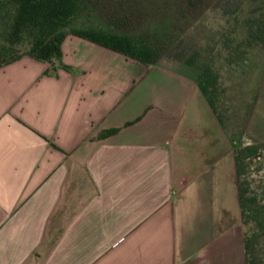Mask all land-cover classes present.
Listing matches in <instances>:
<instances>
[{
    "label": "crops",
    "instance_id": "crops-1",
    "mask_svg": "<svg viewBox=\"0 0 264 264\" xmlns=\"http://www.w3.org/2000/svg\"><path fill=\"white\" fill-rule=\"evenodd\" d=\"M62 48L0 68V264H247L236 153L190 67Z\"/></svg>",
    "mask_w": 264,
    "mask_h": 264
},
{
    "label": "rangeland",
    "instance_id": "rangeland-1",
    "mask_svg": "<svg viewBox=\"0 0 264 264\" xmlns=\"http://www.w3.org/2000/svg\"><path fill=\"white\" fill-rule=\"evenodd\" d=\"M97 11H86L85 18L115 31L144 34L152 41L166 44V48L178 45L198 49L197 64L187 65L194 77L201 78L206 66L217 73L218 82L207 98L215 100L232 156L240 155L247 145L258 146L253 156L241 157L238 178L244 198H255V206L262 209L263 228L252 222L243 224L242 228L244 242L251 239L247 249L250 257L256 264H264V43L249 48L244 44L248 29L246 20L251 16L264 18V0L100 1ZM115 15H120L126 25L115 26ZM231 28L237 31L235 43L240 42L246 48L244 55L234 62L228 60L231 47L225 45ZM170 48L162 58H169ZM201 112L204 114L203 109ZM201 117L198 125L204 131L207 130L206 117ZM215 138V152L219 154L225 142L218 143L219 134ZM233 158L232 168L235 166Z\"/></svg>",
    "mask_w": 264,
    "mask_h": 264
},
{
    "label": "trees",
    "instance_id": "trees-1",
    "mask_svg": "<svg viewBox=\"0 0 264 264\" xmlns=\"http://www.w3.org/2000/svg\"><path fill=\"white\" fill-rule=\"evenodd\" d=\"M100 1L118 0H0V68L24 55L43 61H62V45L69 34L84 37L147 64H154L162 59L170 46L166 48V44L152 41L150 37L141 33L119 32L88 21L85 18L86 11L97 13ZM124 18L126 19V16ZM76 22H80L81 25L78 26ZM113 23L115 26L126 25L120 15H115ZM246 26L248 29L244 44L247 48L264 43V18L248 17ZM236 34L237 31L231 28L225 39V45L231 47L227 55L230 62L236 61L246 52L244 44L235 43ZM154 36L157 37V34ZM167 56L192 66L197 64L200 51L177 45L170 48ZM64 67L69 68L67 65ZM217 82L218 75L211 66H206L201 78L198 77L199 87L206 96L210 95ZM208 100L217 114L215 100L210 96ZM218 118L222 122L219 116ZM118 130L108 129L100 136L106 137ZM257 152V144H250L244 147L240 155H236L238 172L241 157L245 159ZM240 205L242 223L252 222L258 228H263L262 209L255 206V198L245 199L240 191ZM257 232L258 230L254 231L256 234ZM250 241V238L245 241L247 264H256L247 251Z\"/></svg>",
    "mask_w": 264,
    "mask_h": 264
}]
</instances>
